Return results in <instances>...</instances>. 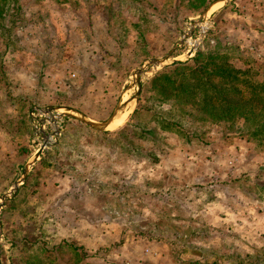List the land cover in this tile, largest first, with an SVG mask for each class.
<instances>
[{"label":"rangeland","instance_id":"rangeland-1","mask_svg":"<svg viewBox=\"0 0 264 264\" xmlns=\"http://www.w3.org/2000/svg\"><path fill=\"white\" fill-rule=\"evenodd\" d=\"M9 1L0 17V264H264V137L240 116L164 101L151 82L176 61L220 53L263 83L264 5L208 6L206 39L182 59L174 46L205 10L190 12L187 0H13L16 10ZM33 104L94 123L129 112L101 129L60 116L57 136L48 114L26 116ZM48 134L54 141L35 157Z\"/></svg>","mask_w":264,"mask_h":264},{"label":"trees","instance_id":"trees-1","mask_svg":"<svg viewBox=\"0 0 264 264\" xmlns=\"http://www.w3.org/2000/svg\"><path fill=\"white\" fill-rule=\"evenodd\" d=\"M7 1L0 0V17ZM142 1L135 0L136 3ZM212 1L187 0V6H191L190 12L198 14ZM8 3L9 9L18 8L13 0ZM255 4L262 6L264 2ZM203 59L195 66H185L176 61L156 72L151 82L157 83L156 91L162 100L174 98L176 103L189 104L211 118L229 120L240 116L253 137H264V82L247 80L240 70L225 62L223 54H207Z\"/></svg>","mask_w":264,"mask_h":264},{"label":"built area","instance_id":"built-area-1","mask_svg":"<svg viewBox=\"0 0 264 264\" xmlns=\"http://www.w3.org/2000/svg\"><path fill=\"white\" fill-rule=\"evenodd\" d=\"M256 2H264V0H256ZM197 19L200 20V22L198 23V28L195 32H192L191 26H189L186 30V32H184L181 36V41H179L177 44H175V48H182L181 51V56L182 59H190L198 49L201 48L203 41H205L206 39V35L211 27V17L209 15L206 16H197ZM210 43H213L212 39H209ZM173 59H177L175 57H172ZM47 108L51 109V111H46ZM44 109H39L38 105H31L29 108V111L27 112V115L29 118H34L38 115H43V114H48V116H44L46 117L48 120H51L50 123V127H51V131L53 132L54 135L59 136L61 134L60 130V126L57 125V120L58 118H60V116H65V112L60 111V109L63 108H51V107H47ZM51 117V118H50ZM55 119V120H53ZM36 128V127H35ZM52 141H54L53 139L51 140L50 134L46 135L43 139V141H41V143H39L40 148H44L47 146V143H51Z\"/></svg>","mask_w":264,"mask_h":264},{"label":"water","instance_id":"water-1","mask_svg":"<svg viewBox=\"0 0 264 264\" xmlns=\"http://www.w3.org/2000/svg\"><path fill=\"white\" fill-rule=\"evenodd\" d=\"M218 1H226V0H214L208 6L210 7V6H212L213 3L218 2ZM208 6L205 7V10H203L201 12V15L200 16L210 15L209 14V9H206ZM153 62L156 63V62H158V60H153ZM64 110H65L64 112H65V115L66 116L78 118V119L84 121L86 124H88L89 126H91L94 129H101L103 127H106L109 124V122H111L112 116L114 115V114L111 115L106 121H104L102 123H94V122H91L90 120L86 119L84 116H82L80 114L70 113V110H68V109H64ZM40 153H41V148H37L36 151H35L34 156L37 157Z\"/></svg>","mask_w":264,"mask_h":264},{"label":"bare ground","instance_id":"bare-ground-1","mask_svg":"<svg viewBox=\"0 0 264 264\" xmlns=\"http://www.w3.org/2000/svg\"><path fill=\"white\" fill-rule=\"evenodd\" d=\"M128 112L129 111L126 110L125 112H117V113H115L113 118H112V120H111V122H109L107 127L109 128L110 126H112L111 128H115V127L121 125L124 122L125 117L127 116Z\"/></svg>","mask_w":264,"mask_h":264},{"label":"crops","instance_id":"crops-1","mask_svg":"<svg viewBox=\"0 0 264 264\" xmlns=\"http://www.w3.org/2000/svg\"><path fill=\"white\" fill-rule=\"evenodd\" d=\"M213 1H214V0H213ZM213 1H212V2H213ZM210 3H211V2H210ZM210 3H209V4H210ZM209 4H208V5H209ZM208 5H207V6H208ZM123 37H125L126 39H129V36H128L127 34H126L125 36H123ZM113 116H114V115H113ZM113 116H112V118H113ZM106 120H107V119H106ZM106 120H105V121H106ZM106 127H107V126H106Z\"/></svg>","mask_w":264,"mask_h":264}]
</instances>
